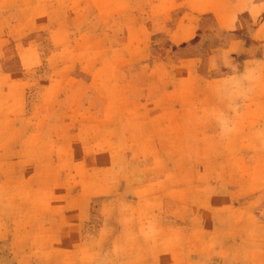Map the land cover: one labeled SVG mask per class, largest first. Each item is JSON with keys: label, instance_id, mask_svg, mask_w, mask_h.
<instances>
[{"label": "rangeland", "instance_id": "obj_1", "mask_svg": "<svg viewBox=\"0 0 264 264\" xmlns=\"http://www.w3.org/2000/svg\"><path fill=\"white\" fill-rule=\"evenodd\" d=\"M202 1L1 0L0 264H107L121 224L264 264V19L224 32Z\"/></svg>", "mask_w": 264, "mask_h": 264}, {"label": "crops", "instance_id": "obj_2", "mask_svg": "<svg viewBox=\"0 0 264 264\" xmlns=\"http://www.w3.org/2000/svg\"><path fill=\"white\" fill-rule=\"evenodd\" d=\"M199 6L205 7L203 12L211 13L214 16L217 23L220 25V30L224 32L227 30L229 32L244 30V24L241 23L238 26L241 18L243 21H245L246 18L247 20H252L255 23L261 21L262 18L264 19V0H203ZM221 18H224V21L221 20ZM186 23H189V20H186ZM259 30L262 32V24H259L255 30V36ZM176 33L177 31L173 28L171 31V39L173 42L176 38ZM260 34L261 33H258V35L254 38L261 40L262 44H264ZM245 35V33H240L237 36L233 35L229 37L226 46L218 52L220 53V56L217 52L209 54L210 60L213 59L216 62L214 70L217 71L220 68H225L227 65L220 63L223 56L231 58L237 55V51L235 50L236 48L240 50L243 42L245 43L243 44L245 48L244 52H247L246 47L248 45V40L245 38ZM2 50L3 49H1V51ZM189 61L192 62L193 59H190ZM194 69H199V64ZM246 72L247 68H243L239 74L244 76ZM105 228L106 227L104 225L100 228V239L97 242L100 246H103L102 249H106L108 247L112 249L113 243L111 244V240H108L107 237L105 238V232H108L107 228ZM144 229L145 227L143 228L138 224L119 225L117 230L118 240L117 245H115L116 249L114 250L113 248V250H111L113 257H108L107 259L104 258L105 263L117 264V257L127 259L126 263H130V259L139 257L146 261V257L149 256L151 258L158 259L162 257L164 260L162 259L161 261L159 259L161 264H185L187 262V257L191 258V256L187 255L189 249H196L198 245L196 242L192 243L191 241H184L182 239L181 229L176 225L164 224L160 230L149 232L147 234H145L146 230L144 231ZM154 234H156V237ZM147 247L154 249L155 252L147 253ZM189 252L192 253L191 251ZM100 255H102V252L99 253V258L95 256L92 262L88 261L86 264H99L97 263V260H100ZM119 260L121 261V259ZM156 260L152 262H156Z\"/></svg>", "mask_w": 264, "mask_h": 264}]
</instances>
